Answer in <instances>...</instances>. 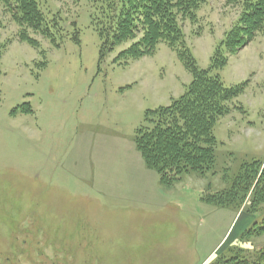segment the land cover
<instances>
[{
    "label": "rangeland",
    "instance_id": "obj_1",
    "mask_svg": "<svg viewBox=\"0 0 264 264\" xmlns=\"http://www.w3.org/2000/svg\"><path fill=\"white\" fill-rule=\"evenodd\" d=\"M95 7L42 2L61 28L55 42L27 30L34 46L0 4V264H211L239 252L252 259L264 248V236L241 240L264 220V204L246 212L254 188L240 209L204 196L229 189L245 166L261 167L254 187L264 171V33L228 54L219 72L226 87L247 85L214 130L215 166L166 186L136 137L147 113L183 96L193 76L163 44L139 60L120 57L135 41L102 51ZM241 14L240 0H207L195 24L180 22L200 69L210 68Z\"/></svg>",
    "mask_w": 264,
    "mask_h": 264
},
{
    "label": "trees",
    "instance_id": "obj_2",
    "mask_svg": "<svg viewBox=\"0 0 264 264\" xmlns=\"http://www.w3.org/2000/svg\"><path fill=\"white\" fill-rule=\"evenodd\" d=\"M46 1L0 0V4L8 9L13 20L21 27L19 38L22 42L35 46L27 30L56 41L61 20L57 15L48 18L42 10V2ZM206 1L89 0L96 6L92 27L102 40V51L105 47L113 51L124 43L135 41L120 57L125 61L139 60L153 56L158 46L163 44L176 52L185 70L193 76L183 96L173 99L169 107L147 113V126L139 129L136 137L137 149L145 165L156 171L160 183L166 186L182 181L185 175L204 176L215 166L217 141L214 130L218 120L229 113L226 105L237 99L247 85L226 87L219 72L227 66L228 54L236 55L264 33V0H240L242 14L237 24L217 45L210 68L200 69L186 43L180 22L190 20L195 24L197 12ZM74 25L76 29L77 24ZM76 31L72 41L80 44V34ZM140 33L142 36L139 38ZM100 55L103 54L100 52ZM260 168L257 162L245 166L229 189L207 194L204 202L220 208L240 209L254 188L251 206L246 212L255 215L264 204V171L254 187ZM261 236H264V220L254 223L241 240ZM239 254L242 252L230 257H217L211 264H264V248L255 252L252 259L240 257Z\"/></svg>",
    "mask_w": 264,
    "mask_h": 264
}]
</instances>
